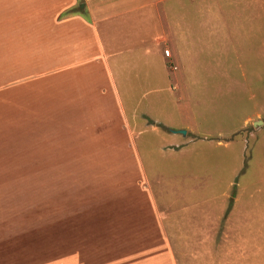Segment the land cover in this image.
I'll return each mask as SVG.
<instances>
[{"label":"crops","instance_id":"obj_1","mask_svg":"<svg viewBox=\"0 0 264 264\" xmlns=\"http://www.w3.org/2000/svg\"><path fill=\"white\" fill-rule=\"evenodd\" d=\"M173 1L174 10L171 17H168L161 15L159 11L163 0H85L83 4H78V0H0L2 203L10 204L19 196L20 184L25 186L30 183V167L35 168L37 150L42 148L49 153L69 146L67 150L82 152L81 160L80 157L73 158L61 167H91L108 163L111 170L102 176L110 174L113 178L122 176L134 179L131 189L144 190L150 205L155 204L154 195L148 187L147 173L141 163L136 137L146 135L144 141H149L147 146L152 144L153 138H162L158 136V128L149 126L145 121V117L153 118L143 112L140 114L138 104L144 95L136 102L137 97L133 94V89L148 87L155 80L162 82L166 70L171 75L175 69L181 67L179 60L181 47L185 53V39L186 54L188 60L190 59L195 32L190 30V27L186 30L182 25V18L175 13L179 1ZM247 1L249 0H246L245 4ZM254 1L250 0L251 5ZM77 5L83 7L82 12L77 10ZM206 19L208 20L207 16L205 23ZM210 20L216 24L213 29L214 37L224 42L227 37L224 26L228 21L227 16L211 15L208 21ZM190 21L192 20L188 18L187 22ZM150 22L151 28L153 24L156 27L159 25V30L163 31L160 36H155L153 44L168 42L171 45V48H163L161 63L154 61L149 64L147 57L152 53L149 47L142 43V38L146 39V33L149 32ZM206 30L205 28V33ZM236 37H241V34L237 32ZM164 51H168L169 56H166ZM164 59H172L166 68ZM133 72L135 80L131 81L129 76ZM167 75V81L172 85H168L166 91L172 96L175 80H170L172 77L168 73ZM183 124L182 128L178 129L188 131V126ZM30 135L33 137L27 138ZM121 140H124V143H119ZM172 146L175 145L167 147ZM23 150L27 153L21 154ZM121 151L124 153H120ZM95 152H101V156H92ZM97 156V159H93ZM118 165L125 167L118 169ZM134 174H137L136 177ZM81 176L80 173L79 177ZM104 182L109 188L111 180H102V183ZM112 184L114 183H111L110 187ZM254 187L248 186L247 193L261 191L260 186L256 185V190ZM103 189L104 187L98 195L93 188V193L91 191V199L94 201L91 207L93 247L101 243L95 240L96 226L103 225V229H113L108 236L107 245L110 257L115 248L119 254L129 252V255L123 256L128 264H179V247H184L187 251L192 247L202 249L203 258L195 259L192 264H230L222 249L227 244L223 242L212 251L209 250L212 247L211 239L203 236L206 230L219 223L226 200L221 202L211 197L209 203L213 206L206 208L202 207L201 202H194L193 206L196 205L197 211L189 224L181 223L182 218L180 221L170 217L163 218L171 222L167 227H171L172 232L165 230L163 219L157 215V222L153 217L156 231L141 233L139 229L150 226L147 221L153 213L140 215V212H137L126 216V209L117 208L116 212L103 210L100 203H108L110 196H106ZM179 195L184 198L189 193ZM204 195L205 193L201 192L199 194L200 197ZM241 195L238 187L235 208L230 217L234 216L236 228L240 231L245 229V226L257 229L263 221L260 215L264 214V207L255 205V195L240 202ZM178 198V194L172 197L173 200ZM184 204L182 207L186 206ZM169 208V211L175 212L172 214L175 216V203L171 202ZM98 216L101 217L97 220ZM127 217L132 221H127ZM18 226L15 231L11 228L7 238L4 236L0 240V264H36L34 194L33 235H29L30 231L26 235L25 226H21L20 230ZM168 231L171 232L170 235ZM201 238L203 239L199 242ZM32 241L35 249L30 251L29 244ZM259 247L253 243L251 247H247L248 252H254L256 260L259 257ZM208 256L211 257L205 258ZM120 258L116 261L123 260Z\"/></svg>","mask_w":264,"mask_h":264},{"label":"rangeland","instance_id":"obj_2","mask_svg":"<svg viewBox=\"0 0 264 264\" xmlns=\"http://www.w3.org/2000/svg\"><path fill=\"white\" fill-rule=\"evenodd\" d=\"M178 1L175 13L182 18L181 22L186 30L190 27L195 32L190 59L186 54L185 39V53L181 47L179 60L181 67L175 69L172 76L166 70L162 82L155 80L148 87L133 89L136 102L144 95L138 104L140 114L143 112L153 118L145 117V121L149 126L158 128V136L162 138H153L152 144L147 146L149 141H144L146 135L136 137L141 163L147 173L148 187L154 195L155 204L150 205L144 190L131 189L134 179L122 176L113 178L110 174L102 176L111 170L108 163L91 167H61L71 159L79 158L82 152L67 150L69 146L49 153L42 148L36 149L35 170L30 167L31 178L30 183L25 184L26 189L20 184L19 196L10 204H4L0 200V240L4 236L7 238L11 228L13 231L17 230V225L18 230L25 226L26 235L29 231V235H33L34 194L37 245L35 249L32 241L29 246L30 251L35 249L36 264L129 263L124 259V255H129V252L119 254L115 248L110 257L107 245L108 236L113 229H103V225L96 226L95 240L101 243L92 246L94 228L92 229L91 207L94 201L91 199V191L93 188L98 195L103 187L105 195L110 194V203H100L103 210L116 212L117 208L126 209V216L137 212L140 215L153 213L147 221L150 226L139 229L141 233L156 231L154 218L157 222V215L161 219L170 217L180 221L182 218L181 223L189 224L197 211L196 205L193 206L194 202H201L202 207L206 208L213 206L209 203L211 197L221 202L226 200L219 223L202 233L204 237L211 239L212 247L209 250L214 251L215 247L224 242L227 245L222 249L230 264H264V214L260 215L263 221L257 229L245 226L241 231L236 228L234 216L230 217L235 208L238 187L242 194L240 202L255 195V205L264 207V0H255L253 5L250 0L246 4V0ZM84 2L85 0H78V4ZM172 2L174 1L163 0L159 9L161 15L171 17L174 10ZM77 10L82 12L83 7L77 5ZM219 14L228 18L224 24L227 31L224 42L214 37L213 29L216 24L208 21L211 15L218 17ZM205 16L208 17L207 23ZM188 18L192 20L189 23ZM150 25L151 22L142 43L152 53L147 57L149 64L154 61L161 63L163 48H171V45L168 42L153 44L155 36H160L163 31L159 30V25L156 27L153 24V28ZM237 32L241 37H236ZM169 61L172 59H164L165 68ZM167 73L172 77L170 80H175L172 96L166 91L168 85H172L167 81ZM134 74L133 72L129 76L131 81L135 80ZM139 75L138 72V78ZM183 123L188 126V131L178 129L182 128ZM174 131L184 133L172 135ZM119 143H124V140ZM168 145L175 146L168 148ZM38 147L39 145L36 148ZM26 153L23 150L21 154ZM100 154L101 152H95L92 156ZM118 166V169L125 167ZM93 170L95 171L92 172ZM33 174L36 182L33 181ZM134 175L136 177L137 174ZM106 178L114 183L112 187L110 182L109 188L107 183H102V180L109 181ZM256 185L260 186L259 193H247L248 186H255L256 190ZM185 192L189 195L182 198L179 194ZM200 192L205 195L200 197ZM177 194L180 198L173 200L172 197ZM171 202L177 208L175 216L172 215L175 212L169 211ZM183 203L186 204L185 207H182ZM99 217L101 216L97 220ZM130 220L132 221L131 218ZM130 220L127 217V221ZM163 222L165 230L172 232L171 227H167L171 222L165 219ZM169 231L168 235L171 233ZM252 243L260 246L257 260L253 251H247ZM179 250V264H192L195 259H202L204 255L202 249L195 247L190 251L184 247H179ZM118 257L123 260L116 261Z\"/></svg>","mask_w":264,"mask_h":264},{"label":"water","instance_id":"obj_3","mask_svg":"<svg viewBox=\"0 0 264 264\" xmlns=\"http://www.w3.org/2000/svg\"><path fill=\"white\" fill-rule=\"evenodd\" d=\"M174 133H180V134L182 133L183 134L184 131H174Z\"/></svg>","mask_w":264,"mask_h":264},{"label":"built area","instance_id":"obj_4","mask_svg":"<svg viewBox=\"0 0 264 264\" xmlns=\"http://www.w3.org/2000/svg\"><path fill=\"white\" fill-rule=\"evenodd\" d=\"M165 55H166V56H169V52H168V51H165Z\"/></svg>","mask_w":264,"mask_h":264}]
</instances>
